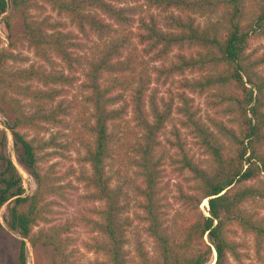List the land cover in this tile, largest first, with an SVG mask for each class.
<instances>
[{
	"label": "trees",
	"instance_id": "obj_1",
	"mask_svg": "<svg viewBox=\"0 0 264 264\" xmlns=\"http://www.w3.org/2000/svg\"><path fill=\"white\" fill-rule=\"evenodd\" d=\"M9 9L22 32L0 50V106L36 184L26 196L0 130V210L10 201L4 223L20 236L11 264H26L27 245L74 264L72 226L49 223L48 200L71 183L45 162L75 111L88 114L89 170L76 178L92 203L89 264H207L213 252V264H264V52L251 50L264 0H0V17Z\"/></svg>",
	"mask_w": 264,
	"mask_h": 264
},
{
	"label": "rangeland",
	"instance_id": "obj_2",
	"mask_svg": "<svg viewBox=\"0 0 264 264\" xmlns=\"http://www.w3.org/2000/svg\"><path fill=\"white\" fill-rule=\"evenodd\" d=\"M213 22V19L205 18L199 19L200 22L206 21ZM9 23L10 28L7 29L6 23ZM22 32L21 19L17 13H13L11 9H9L5 14L0 17V50L6 49L8 47V35L15 38ZM259 49V53L264 52V42L253 43L251 50ZM22 54L29 57L30 62H35L36 59L32 56V54L28 53L25 50H22ZM157 65V64H156ZM79 83L71 89L70 94H68V98H73V96L77 95L79 88ZM169 87V84L165 87H159L160 93L162 96L166 97V91ZM203 100H196V104L202 107V115L205 114V110L203 107ZM1 105V104H0ZM88 108V107H87ZM82 109L80 106L79 110ZM79 112L75 111V115L69 117L67 119L68 124L71 125L70 130H65L64 134L65 138H59L58 142L62 144V148H55L52 150H48L52 155L46 158L45 165L54 166V170L58 175H62L66 177L65 182L71 183V188L67 190L63 197H49L48 200L53 202L51 205V214L49 216L50 224H61V223H70L73 229V239H74V249L76 251V258L74 259V264H89L94 260V256L92 254H88L85 251L84 243L87 241L90 235V228L86 225V220L89 218L88 209L92 205L91 201L86 197L87 190L83 182L79 181L76 178L81 171H88V167H84L80 164V158L83 155L82 147L79 143L80 139L83 138V129L82 124L87 120L88 114H86L84 120L80 122L78 116ZM129 118V117H128ZM11 121L7 116V113L2 111L0 106V130L6 132V144L4 147V154L12 160V162L16 165L19 174L22 177V185L25 190L26 196H31L34 194L36 190L35 181L32 177L27 173V171L16 161V156L12 147V139L10 134L7 132L6 127L10 125ZM76 130V131H75ZM56 129L50 128L49 131L44 134V140H47L52 133H54ZM115 132L114 129H112ZM113 150L111 155L113 156V160L109 162L108 166V174L111 175L114 180L113 184L124 181L125 178L120 170L119 163L116 159L117 157V148L111 147ZM115 151V152H113ZM72 170L75 172V175H71ZM170 186L173 185L175 180L171 178H167ZM10 201L6 203L3 208L0 210V224L3 227V230H0V263L11 264L14 253L16 250V242L20 239V236L17 233H13L9 231L4 223V219L7 215V207H10ZM173 209H177V206H173ZM200 209L206 213L207 204L203 202L200 205ZM146 247L149 251H152L151 244L146 241ZM129 250H132V240H130V244L127 246ZM215 259L214 252L209 258L207 264H213ZM26 264H51V253L47 249H43L41 247H37L35 249L30 248L28 245L26 247Z\"/></svg>",
	"mask_w": 264,
	"mask_h": 264
},
{
	"label": "bare ground",
	"instance_id": "obj_3",
	"mask_svg": "<svg viewBox=\"0 0 264 264\" xmlns=\"http://www.w3.org/2000/svg\"><path fill=\"white\" fill-rule=\"evenodd\" d=\"M205 205H206V202H205Z\"/></svg>",
	"mask_w": 264,
	"mask_h": 264
},
{
	"label": "water",
	"instance_id": "obj_4",
	"mask_svg": "<svg viewBox=\"0 0 264 264\" xmlns=\"http://www.w3.org/2000/svg\"><path fill=\"white\" fill-rule=\"evenodd\" d=\"M207 204V203H206Z\"/></svg>",
	"mask_w": 264,
	"mask_h": 264
}]
</instances>
